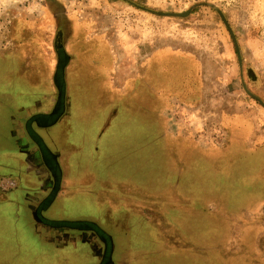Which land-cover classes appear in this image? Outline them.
I'll use <instances>...</instances> for the list:
<instances>
[{"label": "rangeland", "instance_id": "obj_1", "mask_svg": "<svg viewBox=\"0 0 264 264\" xmlns=\"http://www.w3.org/2000/svg\"><path fill=\"white\" fill-rule=\"evenodd\" d=\"M8 1L0 0L2 32L16 16L30 18L37 12V5L27 3L38 1L23 0L21 9L26 11L21 13L8 9ZM74 5L81 7L82 16L100 20L113 36L125 67L120 83L140 59L156 49L187 50L203 67L202 100L172 106L167 127L161 119L147 120L151 118L146 116L151 111L148 99L134 97L137 109L120 114L124 121L112 134L117 145L113 147L103 130L110 122L113 101H120L99 93L98 75L88 70L76 86V75L72 74L70 84L68 76L66 92L73 95L78 108L66 110L56 100L46 103L53 95L55 99L62 95L57 79L51 81L32 69L19 70L20 58L0 47V159L16 147L25 117L46 113L50 116L40 124L54 160L52 171L58 175L37 215L22 196L11 206L0 205V264H87L94 255H84L86 239L92 240L99 226L109 235L111 250L101 264H239V258L231 257L236 251L248 253L244 264H264L261 233L241 232L239 225L247 223L248 227L253 216L264 224V171L260 180L257 166L252 165L255 176L247 180L248 188L239 187L244 176L233 180V185L228 183L239 187L238 207H249L242 215L232 213L226 200L231 187L225 191L217 187L225 185V176L215 178L203 151L194 149L200 141L206 147L226 145L229 135L223 124L228 119L237 122L250 117L254 121L250 146L264 138V0H76L72 7L77 10ZM148 93L152 96L153 90L148 88ZM97 98H101L98 104ZM119 108L120 112L125 109ZM30 123L31 143L37 132ZM121 177L133 186L122 187L117 183ZM193 195L204 198L199 201L207 207L206 213L199 203H191ZM138 197L144 201H137ZM167 203L176 210L171 224ZM257 205L260 208L253 214ZM53 212L59 216L54 221L58 228L47 231L40 219L56 216ZM11 223L22 228L21 233H14ZM149 228L161 232L167 248L152 243ZM61 235L68 245H61ZM199 236L203 243L197 245L198 252L190 251ZM174 241L181 244L174 246Z\"/></svg>", "mask_w": 264, "mask_h": 264}, {"label": "flooded vegetation", "instance_id": "obj_2", "mask_svg": "<svg viewBox=\"0 0 264 264\" xmlns=\"http://www.w3.org/2000/svg\"><path fill=\"white\" fill-rule=\"evenodd\" d=\"M29 1H38L34 4L27 3V5H37L35 17L16 16L14 21L8 22L7 30L11 32L19 23L25 22L24 31L30 33V36L34 38V43L43 52L42 57L36 60H42V68H52L53 73L56 74L57 83L63 90L61 99L65 100L68 75H76L78 79L76 86L82 84L80 79L90 70L98 75L99 93L106 92L107 98L120 101V103L113 101L112 105H115L113 110L123 105L135 111L137 104L132 101L134 97L141 96L148 99V108L151 111L146 116L151 117L148 120L153 122L170 119L168 114L172 106L176 104L188 106L202 100L203 67L194 53L176 48L156 49L147 55L146 59L142 61L140 59L132 73L124 77L120 83L118 74H115L116 70H114L120 64L119 53L113 45V36L108 29L102 28L100 20L95 23L89 19L87 24H82L80 18L88 19V17L81 15L83 13L79 5H74L75 8H79L78 11L74 10L72 5L68 6L66 2L73 0ZM6 5L13 12L21 13L23 11L21 5L25 4L23 0H10ZM59 74H65L66 78L62 80ZM148 88L153 90L152 96H149ZM100 100L101 98H97L96 104L100 103ZM69 102L74 109L73 95H70ZM43 160L46 161L44 157ZM1 177L0 173V179ZM25 186L26 179L21 172L17 174L16 185L13 189L2 191L0 188V205L6 207L7 203L11 206L14 198L22 196L26 199L29 192L32 194L37 192L36 188H31L29 191ZM42 205V201L35 203L34 211L38 213ZM54 221L58 219L47 216L43 220L40 219L41 224L50 230L56 229L53 225ZM96 228L98 230L91 233L94 236L93 239H86V248L83 253L94 255L87 264H101L105 261L104 255L109 257L111 251L109 235L102 230L101 226ZM79 237L83 239V234ZM90 244L92 247L89 246ZM260 249L264 250V239L261 240Z\"/></svg>", "mask_w": 264, "mask_h": 264}, {"label": "crops", "instance_id": "obj_3", "mask_svg": "<svg viewBox=\"0 0 264 264\" xmlns=\"http://www.w3.org/2000/svg\"><path fill=\"white\" fill-rule=\"evenodd\" d=\"M73 1H67L66 3L68 4V6H71L74 4V2L76 0L74 2ZM125 1H127V0H125ZM35 8H36V6L34 7V10H35ZM23 10L26 11V9H24V8H23ZM80 20H81L82 24H84V23L87 24L89 19H85V18L81 17ZM97 20H98L97 18L91 19V21L95 22V23ZM23 21H26V20H23ZM98 23H99V21H98ZM25 25H26L25 22H21L11 32H8V30H3V32L0 31V47L1 48L6 47L9 49V51L13 50V55L20 58L21 61L18 62L19 70L26 72L27 70L32 69V70L41 72L47 78L50 77L51 81L53 80V78L56 79L55 74L52 71V68H47V69L42 68V65H41V63H43L42 60H40V61L36 60L37 58L42 57L43 52H41V49L34 43V40H33L34 38L32 36H30V33L24 31ZM97 27H100V26L97 25ZM122 63L123 62L120 61V64H118L117 67L114 69V70H116L115 74H118V78L120 80L122 77L121 75L125 71V67L123 66ZM8 71H11V70H8ZM94 71H96V70H94ZM91 72L94 73L93 71H91ZM94 74L97 75L96 73H94ZM130 74L131 73H129V75ZM68 76L70 78V81H69V83H70L71 82V74H69ZM126 76H128V75H126ZM53 98H54V95H53V97L50 98L49 101H46V103L47 102L49 103L51 101V104H53L56 100L60 104H62L63 106L65 104V107L67 106V109H69V108L72 109V106L69 102L70 93L68 94V91L65 92V100L61 99L60 95H57L56 99L55 98L53 99ZM66 98L68 100H66ZM67 103H68V105H67ZM77 108H78V105L75 103L74 109H72V110L75 111ZM124 108L125 109H122L123 110L122 112H120L119 107H117L115 110H112V112L109 113L110 114V120H109L110 122L107 123V125H106V122L104 124V127H105V125H106V127L103 130L104 131L103 134L105 133L106 136H110V141H111V144L113 145V147H116L117 145L115 144V141L112 139V137H113L112 134L117 131L118 127L121 129V126H119V124L124 120L122 117L120 118L119 116H120V114L124 115V110H128V108H126V107H124ZM47 116H50V115H48L46 113H44V115H42L41 113H38V112L33 113V114H28L27 117H25V119H24L26 121L24 122V120H23L21 123V126L24 128V133H22L20 135V139L17 138L16 143H17V141H18V143L16 144V147L9 149V152L1 154L2 158L0 159V173L2 175V177L0 179V188L2 191H9V190L13 189L16 185L17 174H19L21 172L25 176L26 187H28L27 190L30 191L31 188L37 189L36 193L32 194V192H29L27 194V198L26 199L23 198L24 199L23 202L25 204L29 205L30 207H32V212L35 209V203H37V202L39 203L41 201L43 203L45 202L46 198L49 196L50 192L52 191V189L54 187L55 179H57V177H58V175H56V173L54 171H52L53 169H55L54 164H53L54 160L49 156V153L47 152V150L50 151L49 150L50 146H49V144H47L45 142L46 138H45L43 131H42V129H44L45 127H42L40 124V123H42V119L47 117ZM30 122L34 123L33 128H35V131L37 132V134L35 136L36 141H31V143L28 142L29 133L27 130ZM36 122H38V125ZM168 122H170V119H168ZM132 123H134V122H132ZM135 123L138 124V122H135ZM154 123H156V122H154ZM116 125H118V126L115 127ZM140 125H141V123H140ZM195 146L197 147V148H194L195 150L203 151V143L201 141H200L199 145H195ZM43 157L46 159V161L43 160ZM49 164H51V165H49ZM86 174H90V173L85 172V175ZM5 179L14 181V187L7 189V190L3 189L1 187V183ZM88 179L89 178H87V180ZM104 183H105V185L107 184L110 186V184L108 182H104ZM117 183L122 184V187L124 186V184H126V186H133L129 181L125 180V178H123V177H121ZM111 184H112V182H111ZM138 189H139V191H143L141 189V187L137 188V190ZM135 190H136V188H135ZM155 191H157L156 188H155ZM155 191H150L149 194L150 195L152 194L153 197H158L155 194V193H157ZM134 193L136 195H138V193H136V191H134ZM178 195L182 196V193H178ZM115 196L118 197L119 194L115 192L114 197ZM186 196H187V194L185 195V197ZM111 197L112 196H110L108 198H111ZM15 199H17V198L13 199V203H14ZM136 200L137 201H140V200L144 201V199L142 197L141 198L138 197ZM156 201H158V200H156ZM200 207L202 208L201 210L203 211V205H201ZM144 209H146V208H144ZM167 210H168V219H169L168 223L171 224V219L175 220L172 217H174L176 210L173 209L169 204L167 205ZM171 211L173 213H171ZM35 214L37 215V212H35ZM52 215H56V216H53V218L59 219V216L57 214H55V212H53ZM153 216L154 215L151 214V217H152L151 219L156 221V218H154ZM241 222H243V221H241ZM53 225H54V223H53ZM239 225L241 227V232L242 231L244 232V230L257 231L256 227H254V226L249 225L248 227H245L246 225L244 223L243 224L240 223ZM260 226L261 227H259V229L260 228L262 229V227H263V232H264V224L262 225V223H261ZM55 227L58 228L57 226H55ZM163 227L165 228L166 226H163ZM11 228L14 229V233H17V232L21 233L22 228L20 229L17 225L13 226L11 223ZM166 228L168 229V227H166ZM149 229L150 230H148V234H151L152 243L155 242V245H161L162 244L163 247H161L160 249L167 248L168 243L165 245V242L160 239L159 234L161 232L159 233L155 228H149ZM16 230H17V232H16ZM46 230L47 231H53L52 229L50 230L47 228H46ZM54 230H56V229H54ZM191 231L194 232L193 229ZM250 231H249V233H250ZM260 231H262V230H260ZM154 235H155V237H153ZM61 237H62V235H61ZM198 238L201 239L200 236ZM59 240L61 241V245L70 243V242L66 243L67 240L65 237L64 238L62 237ZM246 242L247 241H245L244 243H246ZM71 244H73V243H71ZM179 244H181V242L177 243L174 241V246H178ZM197 245H198L197 243H194V242L191 243L190 244V251L194 252L195 250H197L195 252H198L199 248L197 247ZM235 253H237V251ZM239 264H241V263H239Z\"/></svg>", "mask_w": 264, "mask_h": 264}, {"label": "trees", "instance_id": "obj_4", "mask_svg": "<svg viewBox=\"0 0 264 264\" xmlns=\"http://www.w3.org/2000/svg\"><path fill=\"white\" fill-rule=\"evenodd\" d=\"M236 46L238 47L237 43ZM162 121L164 122L165 126L169 127L168 120L166 121L162 120ZM223 125L224 128H226V130L228 131V135H229L227 144L223 146L216 144H212L207 147L203 146V159L204 158L208 159V163H210L211 166L213 167L212 171H215L214 174L215 178L218 175L225 176L224 179L225 185L217 186V187H219L223 191L227 190L228 187H231L230 195L226 196V200H228V204H229L228 210L229 212L232 213H240L242 212V210L249 207H247L248 206L247 204L238 207V204L241 201V199H239L238 202H235V199L237 193L239 192L238 190L239 187L243 189V188H248V186H250L247 184L248 183L247 180L251 181L253 176H255V174L253 175L251 169L252 165L257 166L256 171H259L258 178L260 180H263L264 178L262 173L264 171V138L257 139L252 146L248 144V139L255 129L254 121L250 117H246L243 119L241 118L237 122H232L228 119L227 121L224 122ZM221 171L222 173L220 174ZM241 176H244L245 178L244 177L240 178ZM238 178H240L241 182H243L242 179H244L243 185H240L239 187H237V185L235 186L228 185V183L233 185L234 183L233 180L236 181ZM189 199L191 200V203L194 202V203H199L200 206L203 205L202 204L203 201L200 202L199 199L201 200L204 198H199L197 195H193V197H190ZM254 208H255L254 213L252 212L253 211L252 209L250 210V212H252L253 214H255L260 207L259 205H257L254 206ZM206 209L203 208V212L206 213ZM222 213L224 212L222 211L221 215ZM242 214L243 212L240 215ZM253 217L254 218L250 219V221L248 222V225L256 227L258 231L257 233H261V237H260V242H261V240L264 239L263 227L262 229L261 228L259 229V227H261L260 226L261 221H259L258 218H255V216ZM244 224L247 225V223ZM198 240L193 239L195 243H197L198 245L200 244L202 245L203 240H201L200 238H198ZM247 254L248 253L244 251V253H234L233 255H231V257L234 258V261H236L239 258L238 262L244 264L245 261H243L242 259L246 258L245 255Z\"/></svg>", "mask_w": 264, "mask_h": 264}, {"label": "built area", "instance_id": "obj_5", "mask_svg": "<svg viewBox=\"0 0 264 264\" xmlns=\"http://www.w3.org/2000/svg\"><path fill=\"white\" fill-rule=\"evenodd\" d=\"M1 187L3 189H6V190L10 189V188L14 187V181L5 179V180L2 181Z\"/></svg>", "mask_w": 264, "mask_h": 264}]
</instances>
